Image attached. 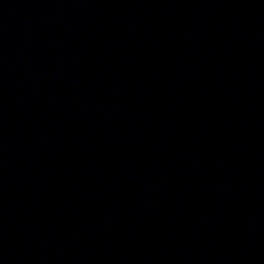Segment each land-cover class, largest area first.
<instances>
[{"label": "water", "instance_id": "water-1", "mask_svg": "<svg viewBox=\"0 0 264 264\" xmlns=\"http://www.w3.org/2000/svg\"><path fill=\"white\" fill-rule=\"evenodd\" d=\"M264 38V0H0V264H175Z\"/></svg>", "mask_w": 264, "mask_h": 264}]
</instances>
